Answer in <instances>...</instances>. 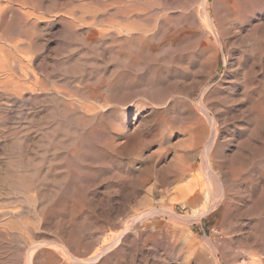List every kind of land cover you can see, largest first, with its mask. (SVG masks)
Masks as SVG:
<instances>
[{"label":"rangeland","instance_id":"obj_1","mask_svg":"<svg viewBox=\"0 0 264 264\" xmlns=\"http://www.w3.org/2000/svg\"><path fill=\"white\" fill-rule=\"evenodd\" d=\"M200 3L0 0V264H205L216 246L222 264H264V0H209L224 48ZM205 97L215 146L191 156L179 127Z\"/></svg>","mask_w":264,"mask_h":264},{"label":"bare ground","instance_id":"obj_2","mask_svg":"<svg viewBox=\"0 0 264 264\" xmlns=\"http://www.w3.org/2000/svg\"><path fill=\"white\" fill-rule=\"evenodd\" d=\"M211 1V0H210ZM219 1V0H218ZM208 2H209V0H201V3H200V10H199V12H200V14H201V17H202V20H203V22H204V24H205V26H207V28H208V32H210V34L212 35V37L217 41V43L220 45V47H223L224 46V43H223V40L221 39V34H220V32H219V30L217 29V21H216V19H215V15H213L212 13H209L208 12V8H207V5H208ZM92 3H93V1H92ZM91 4V3H90ZM138 4V3H137ZM136 4V5H137ZM219 4V3H218ZM89 5V4H88ZM133 5H134V3H133ZM132 5V6H133ZM211 5V4H210ZM131 6V7H132ZM135 6V5H134ZM220 6V5H219ZM87 7H89V6H87ZM128 7V6H127ZM137 7H140L139 6V4H138V6ZM193 8V7H192ZM84 9V8H83ZM90 9V8H89ZM122 9V8H121ZM127 10V9H126ZM132 10H136V9H132ZM131 10V11H132ZM142 10V9H141ZM141 10H140V12H141ZM217 10V9H216ZM221 10H222V8H221ZM121 11V10H120ZM137 11V10H136ZM135 11V12H136ZM84 12V11H83ZM216 12V11H215ZM125 13H126V11H125ZM131 13H134V11L133 12H131ZM137 13H138V11H137ZM218 13V12H217ZM216 13V14H217ZM123 14V13H122ZM128 14H130L129 12H128ZM140 14V13H139ZM221 15H222V13H220ZM127 15V14H126ZM224 15V14H223ZM83 16V15H82ZM124 16V15H123ZM128 16V15H127ZM200 16V15H199ZM218 16V15H217ZM1 18V17H0ZM128 19V18H127ZM139 19V18H138ZM140 20V19H139ZM139 20H137V19H128L126 22H125V24L124 23H120V21H119V23L120 24H124V26H123V28L124 27H126V29L128 28L129 30H135L136 29V31H138V30H140V26L142 25L141 24V22L139 21ZM191 20V22L190 23H192L194 26H196L197 27V23H198V21L197 20H195L193 17L190 19ZM122 22V21H121ZM143 22V21H142ZM201 22V21H200ZM144 23V22H143ZM167 23V22H166ZM93 24V23H92ZM117 25H119V24H117ZM146 25V24H145ZM144 25V26H145ZM198 25H199V23H198ZM70 26V25H69ZM187 26V25H186ZM1 27V26H0ZM122 27V26H121ZM143 27V26H142ZM199 27H201V26H199ZM119 28H120V26H119ZM122 28V29H123ZM139 28V29H138ZM125 29V28H124ZM126 29H125V31H126ZM138 29V30H137ZM141 29H143V28H141ZM197 30L198 31H200V29L197 27ZM143 32H144V30H143ZM143 32H141V33H143ZM147 32V31H146ZM203 32V31H202ZM199 33V32H198ZM197 33V34H198ZM99 34V33H98ZM97 34V35H98ZM143 35V34H142ZM100 36H101V34H100ZM139 36V35H138ZM167 36H169V35H167ZM137 37V36H136ZM206 37V36H205ZM97 38V37H96ZM100 38V37H99ZM131 38V37H130ZM141 38V37H140ZM137 39V38H136ZM209 39V38H208ZM208 39H207V37H206V39L204 40V48L206 49V48H208V46H210L209 44L211 43V42H209L208 41ZM101 40V39H100ZM142 39H140V41H141ZM239 40V39H238ZM98 41V40H97ZM116 41H118V40H116ZM93 42V41H92ZM103 42V41H102ZM170 42V41H169ZM88 43V42H87ZM90 43H91V41H90ZM105 43V42H104ZM132 43V42H131ZM92 44V43H91ZM133 44V43H132ZM167 44V43H166ZM95 45L96 46H98L97 45V43H95ZM95 46V47H96ZM133 46V45H132ZM202 46V47H203ZM212 46V45H211ZM213 46H215V45H213ZM129 47H131V46H129ZM225 47V46H224ZM223 47V48H224ZM213 48H215V47H213ZM217 49V48H216ZM219 49V48H218ZM222 50V49H221ZM201 51H203V49H201ZM210 51V50H209ZM204 52H206V50L204 51ZM203 53V52H202ZM209 53V52H208ZM205 54V53H204ZM210 54V53H209ZM212 54V53H211ZM213 54H215V53H213ZM208 56V55H207ZM210 57V56H209ZM209 57H207L208 59H209ZM6 58V57H5ZM2 59V58H1ZM0 59V60H1ZM206 59V58H205ZM1 61H3V60H1ZM6 61V60H5ZM9 62V61H8ZM13 62V61H12ZM16 62V61H15ZM202 63H203V61H201ZM0 64H2V65H0V66H3V63H0ZM4 64H5V62H4ZM5 65H8V64H5ZM73 65V64H72ZM10 67V66H9ZM71 68H73L72 66H70ZM21 68V67H20ZM74 68H75V66H74ZM4 69H6V68H4L3 67V69H0V72H3V70ZM39 69V68H38ZM68 69V68H67ZM67 69H66V71H67ZM76 69H78V67L76 66ZM2 70V71H1ZM7 70V69H6ZM9 70V69H8ZM7 70V71H8ZM26 70V69H25ZM29 70V69H28ZM28 70H26V71H28ZM31 70V69H30ZM70 70V69H69ZM5 71V70H4ZM25 71V72H26ZM9 73H10V71H8ZM15 71H13V73H14ZM23 72V71H22ZM34 72V71H33ZM33 72H31V73H33ZM71 72V71H70ZM74 72V71H73ZM9 73L6 75V77L9 75ZM12 73V74H13ZM16 73V72H15ZM20 73V72H19ZM38 73V72H37ZM67 73V72H66ZM1 74V73H0ZM11 74V73H10ZM20 74H24V75H26L25 73H20ZM28 74V73H27ZM35 74V72L33 73V75ZM39 74V73H38ZM74 74V76H75V73H73ZM16 75V77H17V75L18 74H15ZM30 76L32 75V74H29ZM66 75H68V74H66ZM14 76V75H13ZM19 76V75H18ZM28 76V75H27ZM36 76H37V74H36ZM35 76V77H36ZM9 77H11L12 78V76H10L9 75ZM9 77H7V78H9ZM20 77H22V75L20 76ZM26 77V76H25ZM76 77V76H75ZM11 78L10 79H8L9 80V82L11 81ZM27 78V77H26ZM28 78H29V76H28ZM33 78H34V76H33ZM37 78V77H36ZM68 78V77H67ZM66 78V79H67ZM3 79V78H2ZM1 78H0V80H2ZM15 79V78H14ZM18 79H21V78H19L18 77ZM30 79L32 80V78L30 77ZM39 78H37L36 80H38ZM40 79H42V78H40ZM75 79V78H74ZM17 80V79H16ZM30 80V81H31ZM3 81V80H2ZM2 81H0V82H2ZM23 81V80H22ZM22 81H19L20 82V84H21V82ZM27 80L25 79V82H26ZM44 81V80H43ZM72 81V80H71ZM74 81V80H73ZM5 82H8V81H5ZM16 81H12L11 82V87L10 88H12V86L14 85V84H12V83H15ZM24 82V81H23ZM32 82V81H31ZM31 82H30V84H31ZM35 82V81H34ZM41 82H42V80H41ZM57 82V81H56ZM69 80H68V86H69ZM3 84H4V86L7 84H5L4 82H2ZM2 83H0V84H2ZM27 83V82H26ZM29 83V82H28ZM27 83V84H28ZM39 83V82H38ZM65 83V82H64ZM71 83V82H70ZM19 84V85H20ZM26 84V85H27ZM32 84H34V83H32ZM37 84V83H36ZM41 84V83H40ZM60 84V83H59ZM8 85H10V83L8 84ZM17 85H18V81H17ZM25 85V86H26ZM35 85V84H34ZM38 85V84H37ZM36 85V86H37ZM48 85V84H47ZM71 85V84H70ZM3 86V85H2ZM7 86V85H6ZM15 86V85H14ZM13 86V88H12V90H16V89H14V88H16V87H14ZM24 86V85H23ZM22 85L21 86H19V87H22V89L24 88ZM30 86H32V85H30ZM39 87H40V85H38ZM67 86V87H68ZM26 87H28V86H26ZM25 87V88H26ZM39 87H38V89H39ZM42 88H44L43 86H41ZM112 87V86H111ZM7 88H9V87H7ZM9 88V89H10ZM18 88V87H17ZM25 88H24V90H25ZM28 88H30L31 89V87H28ZM27 88V89H28ZM33 88H34V86H33ZM70 88H72V87H70ZM114 88H115V86H114ZM21 89V88H20ZM37 89V88H36ZM46 89H50V88H46ZM59 89V88H58ZM57 89V90H58ZM19 90V89H18ZM31 90H33V89H31ZM40 90V89H39ZM53 90H54V88H53ZM74 90V89H73ZM5 92H6V90H4ZM11 91V90H10ZM9 90H7V92L9 93V94H15L16 92L14 91V92H10ZM35 91V90H34ZM55 91H56V89H55ZM68 92H69V90H67ZM76 91V90H75ZM112 91V90H111ZM19 92V91H18ZM57 92V91H56ZM58 92H59V90H58ZM60 92H61V89H60ZM64 92V91H63ZM70 92H72V91H70ZM113 92H115V91H113ZM128 92H129V90H128ZM66 93V92H65ZM100 93V92H99ZM98 93V94H99ZM57 94V93H56ZM61 94V93H60ZM69 94V93H68ZM97 94V93H96ZM101 94V93H100ZM105 94V93H104ZM18 95H19V93H18ZM20 95H21V93H20ZM67 95V94H66ZM71 95V94H70ZM90 95V94H89ZM11 96V95H10ZM15 96H17V95H15ZM14 96V97H15ZM61 96V95H60ZM208 96V95H207ZM19 97V96H18ZM66 97H68V96H66ZM70 97V96H69ZM63 98V97H62ZM97 98V97H96ZM16 99H18L17 97H16ZM103 100V99H102ZM177 100V99H176ZM104 101V100H103ZM71 103V102H70ZM110 103V102H109ZM172 103V102H171ZM103 104V103H102ZM102 104H100V105H102ZM172 104H174V102L172 103ZM183 104V103H182ZM59 105V104H58ZM62 105V104H61ZM73 105V104H72ZM94 105V104H93ZM110 105V104H109ZM191 110L192 111H190L191 112V114L190 115H188V117H189V119H188V122H187V124H185V123H183L182 125H181V127H179V128H181V130L182 131H184V133L185 134H187L186 135V137L184 138V139H182L181 140V142L183 143V148H186V149H188V150H190V152H188L189 153V155H191V156H193L197 151H199V150H201V152H203V154H204V156L205 157H207L209 154H210V152H211V150L213 149V147L215 146V140H211L210 139V136H211V134L215 131V127H214V123H215V121H210L211 122V124H210V122H208L209 120L208 119H210L211 120V118L212 119H214V117H212V115L210 114V112H211V107L210 108H207V97H205L204 98V100L203 101H201V103L196 107L195 105H194V103L192 102L191 104ZM70 106V105H69ZM84 106H86V105H84ZM83 106V107H84ZM88 107H89V105H87ZM90 106H92V105H90ZM99 106V105H98ZM97 106V107H98ZM104 107L105 106H107V105H103ZM72 108H73V106H71ZM71 107H69V109L71 108ZM93 107V106H92ZM91 107V108H92ZM94 107H96V106H94ZM97 107H96V109H97ZM100 107V106H99ZM102 107V106H101ZM104 107H102V109L104 108ZM173 107V106H172ZM183 107H185L186 108V104L184 103V106ZM65 108H66V106H65ZM63 109V108H62ZM74 109H76V108H74ZM87 109H89L90 111H91V109L90 108H86V110ZM95 109V108H94ZM94 110V111H97V110ZM99 109V108H98ZM187 109H189V108H187ZM211 109V110H210ZM67 110V109H66ZM167 110V109H166ZM214 110V109H213ZM85 111V110H84ZM90 111H88L87 110V112H90ZM210 111V112H209ZM166 111H164V113H165ZM170 112V111H169ZM190 112H188V114L190 113ZM91 113H93V112H91ZM94 114V113H93ZM161 114V116H162V112L160 113ZM180 114V113H179ZM204 114V115H203ZM167 115H168V113H167ZM124 116H125V114H124ZM175 116V115H174ZM180 116V115H179ZM135 117V116H134ZM163 117V116H162ZM165 117V116H164ZM176 117V116H175ZM181 117V116H180ZM136 118V117H135ZM170 118H172V117H170ZM170 118L168 117V119L170 120ZM165 119V118H164ZM178 119V118H177ZM186 119V120H187ZM181 121H183L184 120V117L182 116L181 117V119H180ZM157 121V120H156ZM159 121V120H158ZM160 121H161V118H160ZM173 121H175V120H173ZM124 122V121H123ZM147 122V121H146ZM153 122V121H152ZM170 122H171V120H170ZM180 122V121H179ZM184 122V121H183ZM157 123V122H156ZM159 123V122H158ZM163 123V122H162ZM154 125V124H153ZM161 125V124H160ZM167 125V124H166ZM171 125V124H170ZM169 125V126H170ZM176 125V124H175ZM158 126V125H157ZM153 127H155V126H153ZM161 127H164V126H161ZM160 127V128H161ZM168 128V127H167ZM170 128V127H169ZM155 129H156V127H155ZM171 129H172V127H171ZM152 130V129H151ZM150 130V131H151ZM157 130H158V127H157ZM156 130H154V132H155ZM139 133V132H138ZM142 133V132H141ZM152 133V132H151ZM171 133V132H170ZM169 133V134H170ZM183 133V134H184ZM145 134V133H144ZM149 134V133H148ZM157 134V133H156ZM155 134V135H156ZM160 134V133H159ZM159 134H157V135H159ZM138 135V134H137ZM140 135H142V134H140ZM147 135V134H146ZM145 135V136H146ZM156 135V136H157ZM160 136V135H159ZM158 136V137H159ZM140 137V136H139ZM144 137V136H143ZM150 137H151V135H150ZM153 138H154V136H152ZM135 138V137H134ZM141 138V137H140ZM147 138H148V136H147ZM146 138V139H147ZM156 138V137H155ZM154 138V139H155ZM160 138V137H159ZM158 138V139H159ZM216 138V137H215ZM135 139H137V138H135ZM149 139H151V138H149ZM157 139V140H158ZM161 139H162V137H161ZM129 140V139H128ZM127 140V141H128ZM139 141V140H138ZM146 141V140H145ZM155 142H156V140H154ZM131 142V141H130ZM142 142V141H141ZM149 142V141H148ZM151 142H152V140H151ZM158 142V141H157ZM180 142V143H181ZM131 143H134V141L133 142H131ZM130 143V144H131ZM137 143H140V142H137ZM143 143H144V139H143ZM129 144V143H128ZM134 145V144H133ZM135 145H137V144H135ZM132 145H130L129 147H131ZM138 146V145H137ZM151 146V145H150ZM180 146H182L181 144H180ZM135 147V148H134ZM141 147V146H140ZM146 148H148L149 146H145ZM131 148H134V149H136V146H132ZM163 148V147H162ZM165 148V147H164ZM164 148H163V150H164ZM128 149V148H127ZM126 149V150H127ZM142 149V148H141ZM144 149V148H143ZM143 149H142V151H143ZM137 150H139V149H137ZM136 151V150H135ZM154 151V150H153ZM159 151V150H158ZM161 151V150H160ZM159 151V152H160ZM184 151V150H183ZM183 151H182V153H183ZM187 151V150H186ZM131 152V151H130ZM133 152V151H132ZM163 152V151H162ZM165 152V151H164ZM150 153V152H149ZM148 153V154H149ZM186 153V152H185ZM185 153H183V154H185ZM134 154H135V152H134ZM137 154V153H136ZM139 154V153H138ZM140 154H141V150H140ZM155 154V153H154ZM180 154V153H179ZM178 154V155H179ZM153 154H151V157L153 158V156H152ZM160 155V154H159ZM158 155V156H159ZM149 155H147V157H148ZM161 156V155H160ZM181 156V157H180ZM180 160H182V159H186V157H184V155H181L180 154ZM186 156H187V154H186ZM151 157H150V159H151ZM188 157V156H187ZM143 158V157H142ZM145 159V158H144ZM147 159V158H146ZM148 160H149V158H148ZM178 160V159H177ZM154 163V162H153ZM172 164V163H171ZM148 165H150L149 163H148ZM147 165V166H148ZM169 165V164H168ZM170 166V165H169ZM151 167V166H150ZM163 167V166H162ZM167 167V166H166ZM174 167H175V165H174ZM154 168V167H153ZM196 168V167H195ZM194 168V169H195ZM142 169V168H141ZM151 169V168H150ZM150 169H146L147 171L148 170H150ZM158 169V168H157ZM161 169V168H160ZM163 169V168H162ZM165 169H168V167L167 168H165ZM191 169V166H189V165H182V167H179V168H177V170L176 171H170V169L168 170V172H167V170H165L167 173H164L163 172V170H161V172H163V174H162V176L163 175H168V176H172L171 178H177L178 176H182V175H185V174H187V173H189V170ZM145 170V171H146ZM153 170V169H152ZM152 170H150V171H152ZM173 170V169H172ZM142 171V170H141ZM140 171V172H141ZM146 171V172H147ZM153 171H155V170H153ZM157 171V170H156ZM155 171V172H156ZM158 171H160V170H158ZM192 171V170H191ZM134 172V171H133ZM144 172V171H143ZM138 173V172H137ZM145 173V172H144ZM158 173V172H157ZM160 173V172H159ZM208 173H210V172H208ZM139 175L141 174V173H138ZM137 174V175H138ZM149 174V176H151V174L150 173H148ZM153 174V173H152ZM155 174V173H154ZM191 174V173H190ZM211 174V173H210ZM128 175V174H127ZM136 175V174H135ZM139 175H138V177H139ZM144 175V174H143ZM142 175V176H143ZM159 175V174H158ZM145 176H147L146 174H145ZM161 176V175H160ZM208 176V175H207ZM135 177V176H134ZM141 177V176H140ZM144 177V176H143ZM154 177H155V175H154ZM167 177V176H166ZM183 177H185V176H183ZM217 177V176H216ZM147 178H149V177H147ZM153 178V175H152V177H151V179ZM210 178V177H209ZM219 178V177H218ZM159 179V178H158ZM162 179H164V178H162ZM161 179V180H162ZM170 179V178H169ZM221 179V178H220ZM220 179H218V180H220ZM223 179V178H222ZM167 180V179H166ZM176 180V179H175ZM174 180V181H175ZM179 180V179H178ZM218 180H216V181H218ZM168 181V180H167ZM170 182L172 181L173 182V180H169ZM230 181V180H229ZM164 182V181H163ZM221 182V181H220ZM165 183H167V182H165ZM225 183V182H224ZM220 183H219V181H218V183H217V185H219ZM191 185V184H190ZM220 185H222V183L220 184ZM228 185V184H227ZM226 185V186H227ZM201 186V185H200ZM216 186V185H215ZM225 186V187H226ZM196 187H198L197 185H196ZM219 187V186H218ZM222 187V186H221ZM221 187H220V192L222 191L221 190ZM187 188H188V192L190 191V190H192L190 187H188L187 186ZM190 188V189H189ZM199 188V187H198ZM227 188V187H226ZM200 190V189H199ZM198 190V191H199ZM197 191V192H198ZM218 191V188H217V190H216V192ZM183 192V191H182ZM193 192H195V191H193ZM184 193V192H183ZM226 193V192H225ZM186 194V193H185ZM191 194V193H190ZM196 195H198V193L196 194ZM213 195H215V194H213ZM218 195V194H217ZM190 196H192V194L190 195ZM225 196H227V195H225ZM209 197H211V196H209ZM208 197V198H209ZM216 197V196H215ZM223 197H224V195L221 193L220 194V196H218V201H220V200H222L223 199ZM193 198H196V196L195 197H193ZM210 200V199H209ZM217 200V199H216ZM226 200H227V198H226ZM229 200H230V198H229ZM190 202H191V200H190ZM212 203V202H211ZM212 205V204H211ZM218 205V204H217ZM213 206V205H212ZM205 210V209H204ZM201 212V211H200ZM244 220V219H243ZM257 227V226H256ZM250 228V227H249ZM260 228V227H259ZM261 229V228H260ZM260 229H258L259 231H260ZM123 231V230H122ZM256 231V230H255ZM124 232V231H123ZM250 233V232H249ZM118 234V233H117ZM122 232L120 231V233L117 235V237L114 239V242L113 241H111V242H113V244H116L119 240H121V237H122ZM246 235V234H245ZM250 235V234H249ZM113 236V237H114ZM244 236V235H243ZM253 239H250V240H252L253 242H258V241H260L262 238H264V231L263 230H261L260 232H252L251 233V235H250ZM74 237V236H73ZM72 237V238H73ZM190 238V237H189ZM192 238V237H191ZM196 238V237H195ZM249 238V237H248ZM247 238V239H248ZM193 239V238H192ZM78 240V239H77ZM250 240H249V243H251L252 244V242H250ZM74 241V240H73ZM76 241V240H75ZM190 241V240H189ZM192 241V240H191ZM78 242H79V240H78ZM261 242V241H260ZM262 242H264V240H262ZM261 242V243H262ZM44 243V242H43ZM195 243V242H194ZM47 244V243H46ZM190 244V243H189ZM189 244H187V245H189ZM259 244V243H258ZM257 244V245H258ZM53 245V244H52ZM90 245H91V243H90ZM261 245H264V244H261ZM75 246V245H74ZM88 247H90L89 245H87ZM94 246V245H93ZM109 246H112V244L110 245L109 244ZM109 246H105L104 247V250H108L109 249ZM183 246H186V245H183ZM259 246V245H258ZM257 246V248H259ZM53 247V246H52ZM168 247V246H167ZM221 247H223V245L221 246ZM251 247V246H250ZM249 247V248H250ZM254 247V246H253ZM262 247V246H261ZM264 247V246H263ZM34 248V247H33ZM54 248H55V246H54ZM59 249H60V246L58 247ZM87 248V247H86ZM170 248V247H169ZM183 248V247H182ZM35 249V248H34ZM56 249V248H55ZM68 248H66V250H67ZM93 249V248H92ZM58 250V249H57ZM77 250L78 249H76V252H77ZM89 250V249H88ZM88 250H86V251H88ZM111 250V249H110ZM257 250V252L259 251L258 249H256ZM261 250V249H260ZM37 251V250H36ZM48 251V250H47ZM52 251V250H51ZM73 250H71V252H72ZM46 252V251H45ZM44 252V253H45ZM64 252H66V251H64ZM70 252V253H71ZM74 252V251H73ZM93 252V251H92ZM106 252V251H105ZM109 252V251H108ZM256 252V251H255ZM47 253V252H46ZM49 253V252H48ZM68 253V252H67ZM78 253H80V252H77V254ZM86 253V252H85ZM90 253V252H89ZM50 254V253H49ZM48 254V256H50L51 257V255H49ZM57 254V253H56ZM63 254H66V253H63ZM87 254V253H86ZM36 255V254H35ZM53 256L55 255V254H52ZM74 255V254H73ZM72 254H71V256H73ZM79 255V254H78ZM77 255V256H78ZM80 255H82V254H80ZM79 255V256H80ZM85 255V254H84ZM99 255L100 254H98L97 252H94V253H91L87 258H85V259H83L82 261H84V262H90V263H93L92 261H96V260H98V258H99ZM47 256V255H46ZM34 257V256H33ZM49 257V258H50ZM67 257H69V255L67 256ZM74 257V256H73ZM47 258V257H46ZM45 257L43 258V260L44 259H46ZM53 257H51L50 258V260L52 259ZM55 258V257H54ZM71 258V257H70ZM69 258V259H70ZM77 258V257H76ZM78 258H80V257H78ZM81 258H82V256H81ZM36 259V258H35ZM72 259V258H71ZM205 259V258H204ZM203 259V260H204ZM208 259V258H207ZM30 261H29V264H33V262H32V258L30 257V259H29ZM255 260V259H254ZM258 260V259H257ZM260 260V259H259ZM34 261V260H33ZM205 261H206V259H205ZM50 262H53V261H50ZM60 262V261H59ZM74 262V261H73ZM78 262V261H77ZM204 262V261H203ZM254 262H256V261H254ZM34 263H35V261H34ZM45 263V262H44ZM44 263H41V264H44ZM49 263V262H48ZM198 263V262H197ZM257 263V262H256ZM37 264V263H36ZM78 264V263H77ZM81 264V263H80ZM87 264V263H86ZM199 264V263H198ZM203 264V263H202ZM205 264H222V261H221V259H220V256H219V247H215L214 248V255L212 256V261H211V263L209 262V261H207V263H205Z\"/></svg>","mask_w":264,"mask_h":264}]
</instances>
